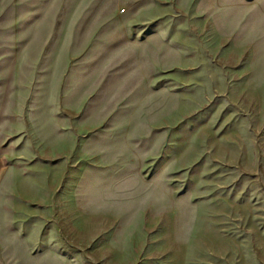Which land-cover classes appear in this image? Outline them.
Returning <instances> with one entry per match:
<instances>
[{
	"label": "rangeland",
	"instance_id": "rangeland-1",
	"mask_svg": "<svg viewBox=\"0 0 264 264\" xmlns=\"http://www.w3.org/2000/svg\"><path fill=\"white\" fill-rule=\"evenodd\" d=\"M0 264H264V0H0Z\"/></svg>",
	"mask_w": 264,
	"mask_h": 264
}]
</instances>
